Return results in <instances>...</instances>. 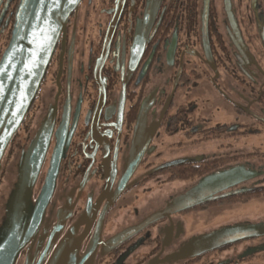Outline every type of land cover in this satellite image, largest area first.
Masks as SVG:
<instances>
[{"label": "flooded vegetation", "instance_id": "flooded-vegetation-1", "mask_svg": "<svg viewBox=\"0 0 264 264\" xmlns=\"http://www.w3.org/2000/svg\"><path fill=\"white\" fill-rule=\"evenodd\" d=\"M20 2L0 0V59ZM51 109L35 197L56 150L59 168L36 262L50 239L54 250L68 238L79 264H264V229L203 252L187 245L244 219L264 223V0H80L2 159L0 221L15 158ZM232 167L249 177L219 195L248 190L153 217ZM251 202L259 215L191 225L213 205Z\"/></svg>", "mask_w": 264, "mask_h": 264}, {"label": "water", "instance_id": "water-1", "mask_svg": "<svg viewBox=\"0 0 264 264\" xmlns=\"http://www.w3.org/2000/svg\"><path fill=\"white\" fill-rule=\"evenodd\" d=\"M79 1L21 0L19 4L10 42L0 59V171L2 159L37 97L57 42L62 32H65L68 19ZM53 125L54 112L51 109L39 124L27 147L15 158L16 174L7 191L5 214L0 221V264H17L30 242L32 244L28 248L24 264H79L77 247L72 246L68 238L63 239L54 250L53 240L50 239L37 262V251L33 253V244L39 237L59 168L56 150L44 185L35 197L36 184L48 152ZM140 158L139 154L135 159L129 158V161L136 164ZM129 177L130 175L127 178ZM248 177L249 173L243 167H232L206 175L153 217L161 218L171 210L182 211L244 192L248 189L241 188L219 195L222 190L237 185ZM259 229H264V223L225 226L197 235L187 245L203 252L244 237L246 232ZM39 238L42 241L44 236ZM217 240L223 243H215Z\"/></svg>", "mask_w": 264, "mask_h": 264}, {"label": "rangeland", "instance_id": "rangeland-1", "mask_svg": "<svg viewBox=\"0 0 264 264\" xmlns=\"http://www.w3.org/2000/svg\"><path fill=\"white\" fill-rule=\"evenodd\" d=\"M262 207H259L258 203H229L224 205H213L208 209L198 211L193 214L192 227L195 226L194 230L206 229L208 226L212 225L213 227H219L226 222L231 220H236L238 218H247L248 215H259V210ZM247 219L240 221L242 223L246 222ZM237 222V223H240Z\"/></svg>", "mask_w": 264, "mask_h": 264}]
</instances>
